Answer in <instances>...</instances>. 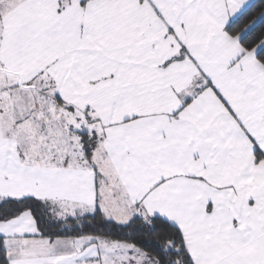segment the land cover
<instances>
[{
	"label": "snow or ice",
	"instance_id": "6c2138e0",
	"mask_svg": "<svg viewBox=\"0 0 264 264\" xmlns=\"http://www.w3.org/2000/svg\"><path fill=\"white\" fill-rule=\"evenodd\" d=\"M0 264H264V0H0Z\"/></svg>",
	"mask_w": 264,
	"mask_h": 264
},
{
	"label": "trees",
	"instance_id": "16d2710c",
	"mask_svg": "<svg viewBox=\"0 0 264 264\" xmlns=\"http://www.w3.org/2000/svg\"><path fill=\"white\" fill-rule=\"evenodd\" d=\"M253 2L256 3V2H258V0H254Z\"/></svg>",
	"mask_w": 264,
	"mask_h": 264
},
{
	"label": "crops",
	"instance_id": "0c3cea01",
	"mask_svg": "<svg viewBox=\"0 0 264 264\" xmlns=\"http://www.w3.org/2000/svg\"><path fill=\"white\" fill-rule=\"evenodd\" d=\"M254 1V0H253Z\"/></svg>",
	"mask_w": 264,
	"mask_h": 264
}]
</instances>
